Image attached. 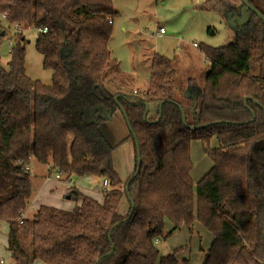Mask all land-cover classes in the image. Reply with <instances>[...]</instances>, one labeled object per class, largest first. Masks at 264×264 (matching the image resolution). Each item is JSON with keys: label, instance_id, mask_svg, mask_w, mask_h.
<instances>
[{"label": "trees", "instance_id": "trees-1", "mask_svg": "<svg viewBox=\"0 0 264 264\" xmlns=\"http://www.w3.org/2000/svg\"><path fill=\"white\" fill-rule=\"evenodd\" d=\"M115 1L0 0V19L17 28L9 67L0 66V223L8 225L11 259L14 264H192L179 262L178 251L159 256L156 242L165 237L167 223L173 226L169 237L183 227L191 231L197 222L213 237L203 264H264V79L254 73L264 68V22L249 12V23L237 27L232 42L199 46L209 71L190 120L185 112L186 126L171 59L152 58L142 96L150 106L146 120L145 107L131 104L113 81L125 79L109 49ZM209 4L241 19L240 0ZM32 27L43 67L52 71L51 85L26 74L22 31ZM117 95H122L118 103ZM120 107L141 159L134 177L135 147V170L126 181L115 168V148L100 131ZM193 141L212 162L196 186ZM33 161L66 182L90 176L107 181L101 200L72 187L65 195L75 203L72 210L41 205L24 217Z\"/></svg>", "mask_w": 264, "mask_h": 264}, {"label": "rangeland", "instance_id": "rangeland-1", "mask_svg": "<svg viewBox=\"0 0 264 264\" xmlns=\"http://www.w3.org/2000/svg\"><path fill=\"white\" fill-rule=\"evenodd\" d=\"M254 4L259 10L264 11L263 2H254ZM115 8L117 15L114 19L109 49L111 60L118 63L125 79L118 78L116 74L110 77H117L113 81L121 87V94L138 102L142 100L149 86L152 58L156 54L162 55L174 63L177 72V77L174 79L175 99L185 108L187 120H190L193 113L190 101L195 98L198 100L200 96L198 90L204 87L209 71L208 62L199 46L218 48L232 42L239 26L237 21L227 13L221 15L218 11L209 9L205 0H116ZM161 27L165 29V34L159 33ZM16 33V27L8 26L0 19V66L5 69L9 67V51L13 45L12 38ZM22 33L26 40V74L33 81L51 85L52 71L43 67L42 56L35 48L37 29L32 27L23 30ZM254 73L264 79V68L255 69ZM156 110V105L151 107L152 117L156 116ZM100 130L110 145L115 148V168L119 171L122 180L126 181L135 170L136 160L135 141L133 137H130L132 133L123 114L120 112L113 114L100 126ZM210 146H216L215 139L211 140ZM191 158L194 166L191 178L196 186L211 169L212 162L204 153L201 143L196 141L191 144ZM32 164L33 166L29 168L30 170L34 168L35 172L31 180V202L39 190L42 188L46 190L49 187H44L47 182L41 178V173L51 176L48 184L57 182L55 191L46 192L61 199H55L54 205H64L66 209L68 207L65 205L69 203L74 208L75 203L65 195L62 196L63 191L72 187H80L81 191L94 196L98 195L101 199L103 185L99 179L73 177L71 182H66L62 176L61 180H56L55 170L37 165L34 161ZM39 168L41 172L38 171ZM38 173L41 177L37 176ZM5 227L7 228L8 225L1 222L0 258H4L6 264H14L6 249L5 238L8 237V233ZM172 231L173 226L167 223L165 237L156 242L159 256H168L178 251L179 262L187 259L192 264H203L213 240L212 235L197 222L194 223L191 231L183 227L166 237ZM38 264L44 263L38 261Z\"/></svg>", "mask_w": 264, "mask_h": 264}, {"label": "water", "instance_id": "water-1", "mask_svg": "<svg viewBox=\"0 0 264 264\" xmlns=\"http://www.w3.org/2000/svg\"><path fill=\"white\" fill-rule=\"evenodd\" d=\"M241 4L243 5V8H242V16H241V19H235L239 25V27H243L245 25H247L250 21V15H249V12H252L253 14L257 15L263 22H264V15L256 8L254 7L248 0H240ZM69 55V54H68ZM62 57L65 58L66 57V53L64 54V52L62 53ZM122 97V95H117L116 98H115V102L118 103V99ZM188 97V95H187ZM128 99V98H127ZM129 102L133 105H141V106H144L145 107V114H144V120H146L147 118V115L150 111V106L149 104H147L145 101H143V99L139 102H131L129 100ZM197 98L193 99V106H192V112H195L196 108H197ZM258 104V103H257ZM163 105H164V102L160 103L159 104V118L157 120V122H159L161 120V115H162V108H163ZM178 107L180 108L181 110V113H182V120H183V124L187 126V123H186V114H185V111L183 110L182 106H180L179 104H177ZM259 105V104H258ZM120 111L121 113L123 114L126 122H127V125L129 127V130L131 131V133L133 134V138H134V141H135V147H136V152H137V164H138V167H137V171H136V174L134 177H136L139 172H140V165H141V159H140V147H139V143H138V140L135 136V134L133 133L132 129H131V126H130V123L128 121V118H127V115L126 113L124 112V110L121 109L120 107ZM111 118V117H110ZM191 129H195V127H191ZM131 178V180L128 182V185L130 184V182L134 179ZM127 190H128V186H127ZM134 211V203L132 202V212ZM132 212L130 214L129 217H131L132 215ZM113 251V250H112Z\"/></svg>", "mask_w": 264, "mask_h": 264}, {"label": "crops", "instance_id": "crops-1", "mask_svg": "<svg viewBox=\"0 0 264 264\" xmlns=\"http://www.w3.org/2000/svg\"><path fill=\"white\" fill-rule=\"evenodd\" d=\"M209 1L210 0H205V3L207 4V7L209 8V9H214V10H216L217 11V9H216V7L215 6H213V5H211V4H209ZM229 1H231V2H233V0H229ZM253 2H259V3H264V0H252ZM235 4V3H234ZM162 28V27H161ZM160 29V28H159ZM164 29V28H163ZM165 30V29H164ZM166 33V32H165ZM164 33V34H165ZM148 87V86H147ZM196 90V89H195ZM198 91H200V90H198ZM135 94H137L136 92H135ZM126 98H128V100H129V97H126ZM130 101L131 102H138V100H133V99H130ZM141 101V100H140ZM101 131V130H100ZM102 133V132H101ZM105 137V136H104ZM32 166H33V164H32ZM41 169H43V168H41ZM38 171L39 172H41L40 171V168L38 169ZM35 172V170H34V168H31V174H32V176H33V173ZM36 174V173H35ZM34 174V175H35ZM40 173H38L37 174V176H40L39 175ZM41 175H42V177L41 178H44L45 179V182H47V184H45V186L44 187H46V186H49L46 190H43L44 188H42L41 190H39L38 191V193L36 194V197L32 200V202H30V204H29V206H28V208H27V210H26V212H25V214H24V216L25 217H31V216H33L34 214H35V212L38 210V208L41 206V205H47V206H52V207H57V208H60V209H63V210H67V211H69V210H71L72 208H73V205L72 204H69V203H67L65 206H67L68 208H66V209H64L65 207H64V205H54L53 203L55 202L54 200L55 199H57V198H59V197H57V198H55L54 196H52V194L51 193H47L46 194V192L47 191H55L56 190V184L55 183H57V182H55V183H51V184H48V182H50V180H51V176L49 175V176H46V175H43L42 173H41ZM55 178H56V176H55ZM62 178L60 177V178H56V180H61ZM88 179H95L94 177L93 178H91V176H90V178H88ZM103 185V184H102ZM93 187V186H92ZM78 189L80 188V187H77ZM94 188H96L97 189V187H94ZM103 188H104V186H103ZM81 189V188H80ZM68 190H69V188H67L65 191H63L64 193L62 194V196H64V195H66V193L68 192ZM82 190V189H81ZM102 190H104V189H102ZM87 194V193H86ZM88 195H90V196H93V197H95L96 199H99V200H101L100 199V197L98 196V195H93V194H88ZM61 197V196H60ZM102 197V196H101ZM60 199V198H59ZM61 200V199H60ZM6 228V227H5ZM6 231H7V233H8V227L6 228ZM5 242H6V246H7V237L5 238ZM7 249V248H6ZM8 251V250H7ZM9 253V252H8ZM1 254V253H0ZM0 260H3L4 262H5V264H6V261H5V259L4 258H0ZM41 262V261H40ZM43 263V262H42ZM34 264H38V261H36Z\"/></svg>", "mask_w": 264, "mask_h": 264}, {"label": "built area", "instance_id": "built-area-1", "mask_svg": "<svg viewBox=\"0 0 264 264\" xmlns=\"http://www.w3.org/2000/svg\"><path fill=\"white\" fill-rule=\"evenodd\" d=\"M46 29H44V31H45ZM159 33L162 35V34H164L165 33V30L163 29V28H160L159 29ZM56 178H60V174H56ZM103 186L104 187H106L107 186V181H105L104 183H103ZM0 264H5V262L3 261V260H0Z\"/></svg>", "mask_w": 264, "mask_h": 264}]
</instances>
